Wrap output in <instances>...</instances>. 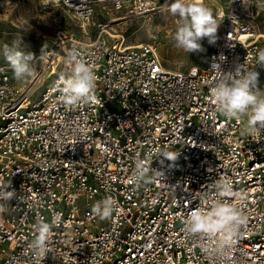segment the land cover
I'll list each match as a JSON object with an SVG mask.
<instances>
[{
    "label": "built area",
    "instance_id": "1",
    "mask_svg": "<svg viewBox=\"0 0 264 264\" xmlns=\"http://www.w3.org/2000/svg\"><path fill=\"white\" fill-rule=\"evenodd\" d=\"M49 1L85 30L172 0ZM206 1L203 65L100 25L26 85L0 67V264H264V35L253 0Z\"/></svg>",
    "mask_w": 264,
    "mask_h": 264
},
{
    "label": "rangeland",
    "instance_id": "2",
    "mask_svg": "<svg viewBox=\"0 0 264 264\" xmlns=\"http://www.w3.org/2000/svg\"><path fill=\"white\" fill-rule=\"evenodd\" d=\"M192 2L172 0L153 15H137L132 9L117 10L112 6L98 7L92 23L83 30L76 19L49 0H0V67L18 72L20 82L26 85L29 71L40 65L41 56L53 49L59 36L94 39L102 32L100 25H108L106 31L124 37L128 45L155 39L169 70L203 65L212 34L208 6L213 2ZM253 3L259 33L264 35V0ZM119 18L124 19L115 21Z\"/></svg>",
    "mask_w": 264,
    "mask_h": 264
},
{
    "label": "bare ground",
    "instance_id": "3",
    "mask_svg": "<svg viewBox=\"0 0 264 264\" xmlns=\"http://www.w3.org/2000/svg\"><path fill=\"white\" fill-rule=\"evenodd\" d=\"M189 1V0H188ZM204 2V0H193V4H201V3H203ZM178 4V3H177ZM170 9V8H169ZM121 19H124V18H119V19H117V20H115V21H118V20H121Z\"/></svg>",
    "mask_w": 264,
    "mask_h": 264
}]
</instances>
